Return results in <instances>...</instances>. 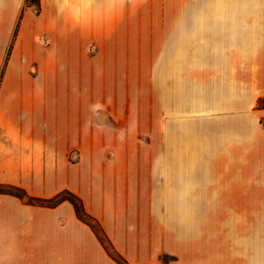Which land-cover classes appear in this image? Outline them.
<instances>
[{
	"label": "crops",
	"instance_id": "obj_1",
	"mask_svg": "<svg viewBox=\"0 0 264 264\" xmlns=\"http://www.w3.org/2000/svg\"><path fill=\"white\" fill-rule=\"evenodd\" d=\"M1 67L0 188L82 211L0 192V264H264V0H0Z\"/></svg>",
	"mask_w": 264,
	"mask_h": 264
},
{
	"label": "rangeland",
	"instance_id": "obj_2",
	"mask_svg": "<svg viewBox=\"0 0 264 264\" xmlns=\"http://www.w3.org/2000/svg\"><path fill=\"white\" fill-rule=\"evenodd\" d=\"M7 47H5L6 49ZM118 49H121L120 47H111V52H108L107 54H111L113 57V59H116L118 61L117 63V68L116 67H113V70H116V75H119L120 72H123L124 70V65L123 63H120L119 60L120 58L122 57L123 59V56H124V52L123 51H118ZM124 49V48H122ZM128 51H127V56H128V60H129V64L128 65V77H129V80H128V87L129 89H131V92L133 91L134 92V89H135V81H134V78H135V74H136V64H135V61H136V51H137V47H127ZM149 47H145V56L148 54L150 55V51H148ZM113 65V64H112ZM115 66V65H113ZM2 71V67L0 68V72ZM115 74L112 76V83L111 84H107L106 86V89H108V87L110 86L111 87V90L113 91V93H116V92H119L120 90V78L119 80H116V76ZM119 77V76H118ZM123 81V80H121ZM123 86V84H122ZM110 90V89H109ZM257 106L259 107H264V97L260 98L257 102ZM0 189H3V188H0ZM4 189H8V188H4Z\"/></svg>",
	"mask_w": 264,
	"mask_h": 264
},
{
	"label": "trees",
	"instance_id": "obj_3",
	"mask_svg": "<svg viewBox=\"0 0 264 264\" xmlns=\"http://www.w3.org/2000/svg\"><path fill=\"white\" fill-rule=\"evenodd\" d=\"M262 123L264 124V120L262 121ZM6 187L8 189H0V192L10 193L19 198H26V201L28 203L51 205V204L57 203L60 200L66 199L74 206L77 214L81 213L82 211L79 199L75 195L69 192H64V194L63 193L57 194L54 197L49 198V199H41V198L27 196L25 192L18 187H14V186H6Z\"/></svg>",
	"mask_w": 264,
	"mask_h": 264
}]
</instances>
